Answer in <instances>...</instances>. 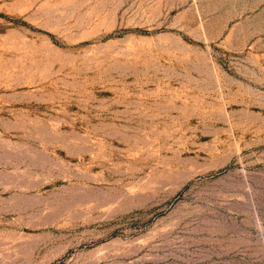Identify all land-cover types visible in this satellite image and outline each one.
<instances>
[{
  "label": "rangeland",
  "instance_id": "rangeland-1",
  "mask_svg": "<svg viewBox=\"0 0 264 264\" xmlns=\"http://www.w3.org/2000/svg\"><path fill=\"white\" fill-rule=\"evenodd\" d=\"M0 264H264V0H0Z\"/></svg>",
  "mask_w": 264,
  "mask_h": 264
}]
</instances>
